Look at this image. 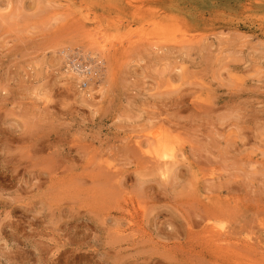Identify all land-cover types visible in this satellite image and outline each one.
<instances>
[{
    "label": "rangeland",
    "instance_id": "obj_1",
    "mask_svg": "<svg viewBox=\"0 0 264 264\" xmlns=\"http://www.w3.org/2000/svg\"><path fill=\"white\" fill-rule=\"evenodd\" d=\"M263 256L264 0H0V264Z\"/></svg>",
    "mask_w": 264,
    "mask_h": 264
},
{
    "label": "bare ground",
    "instance_id": "obj_2",
    "mask_svg": "<svg viewBox=\"0 0 264 264\" xmlns=\"http://www.w3.org/2000/svg\"><path fill=\"white\" fill-rule=\"evenodd\" d=\"M61 53L63 54V56L64 55H66L65 54V51L63 50V51H61ZM66 57V56H65ZM64 60V59H63ZM88 62V61H87ZM100 65H102V63L101 62H99L98 63V66H97V71H100V69H99V66ZM64 74L67 76L66 78L67 79H69V80H71L73 83V85H74V87L75 86H77L78 85V83L80 82V79H81V76L79 77V76H74L73 74H72V70H70L68 67H67V70H65V72H64ZM82 80V79H81ZM93 80V79H92ZM93 81H91L90 83H92ZM94 83V82H93ZM82 87V86H81ZM76 88V87H75ZM76 90H77V88H76ZM80 95H81V97H83V96H86V97H88V95H86L85 93H80ZM151 135H152V133H151ZM150 136V135H149ZM155 137V140H154V143L156 144V146H155V148L153 149V154H151L152 156V158H155V160H157L158 159V162H160L161 163V161L160 160H163V162L162 163H164V164H158L157 163V167H158V170H159V167H161V169H163V165H164V167L165 166H167V165H165V162L164 161H166L167 163H168V161L167 160H174L175 158H176V156H177V154H176V156L174 155V153H175V149H176V141L175 142H172V140H169L167 137H163V136H161V135H157L156 134V136H154ZM152 140L154 139L153 137L151 138ZM151 151V150H150ZM148 153V152H147ZM152 153V152H151ZM174 162V161H173ZM170 163V162H169ZM171 165H172V163L170 164V167H171ZM173 166V165H172ZM167 168V170H168V166L166 167ZM166 168H164V169H166ZM160 169V170H161ZM162 170L161 172H164L165 170ZM166 170V171H167ZM160 172V171H159ZM160 172V173H161ZM165 173V172H164ZM162 174V173H161ZM167 176V175H166ZM165 176V177H166ZM162 177H164V176H162ZM210 226V225H209ZM210 227H212V226H210ZM209 227V229H208V231L211 229V230H213V227L212 228H210ZM204 229V228H203ZM206 230V229H205ZM211 230H210V233L209 234H212L211 236H213L214 237V235L215 234H213V233H211ZM214 231V230H213ZM216 233V232H215ZM221 236H222V234H220ZM220 235H219V237H220ZM217 236H218V234H217ZM214 238H216V237H214ZM217 241V240H216ZM250 246V245H249ZM251 257V256H250ZM264 257V256H263ZM256 258V257H255ZM261 259V258H260ZM259 260V259H258ZM264 260V259H263ZM253 261H255V260H253ZM256 261H257V259H256ZM258 262V261H257ZM263 263V262H262ZM257 264V263H256ZM259 264V263H258ZM261 264V263H260Z\"/></svg>",
    "mask_w": 264,
    "mask_h": 264
},
{
    "label": "built area",
    "instance_id": "obj_3",
    "mask_svg": "<svg viewBox=\"0 0 264 264\" xmlns=\"http://www.w3.org/2000/svg\"><path fill=\"white\" fill-rule=\"evenodd\" d=\"M82 58V59H81ZM84 57L79 55V53L69 54L66 57L67 65L72 73L77 76H81L82 82L81 86L84 88L87 87L88 83L95 77L97 72V63L93 59H88L87 63H82Z\"/></svg>",
    "mask_w": 264,
    "mask_h": 264
}]
</instances>
